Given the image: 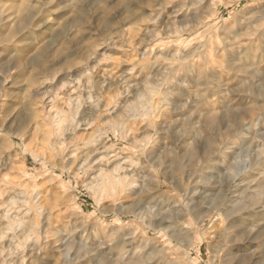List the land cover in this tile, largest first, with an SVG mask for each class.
I'll return each mask as SVG.
<instances>
[{
	"label": "rangeland",
	"instance_id": "374dc122",
	"mask_svg": "<svg viewBox=\"0 0 264 264\" xmlns=\"http://www.w3.org/2000/svg\"><path fill=\"white\" fill-rule=\"evenodd\" d=\"M0 264H264V0H0Z\"/></svg>",
	"mask_w": 264,
	"mask_h": 264
},
{
	"label": "bare ground",
	"instance_id": "6f19581e",
	"mask_svg": "<svg viewBox=\"0 0 264 264\" xmlns=\"http://www.w3.org/2000/svg\"><path fill=\"white\" fill-rule=\"evenodd\" d=\"M68 67L70 69H72L74 67V64H69ZM64 81V82H63ZM78 81V73H72L71 75H69V78H63L61 80V82H59L58 85L55 86L54 90H55V93L52 94V93H49L48 92V89L46 91L43 92V95L44 97L46 98V101H45V105L51 109H57L58 110V115L60 114V119L58 121H52L56 127H58V129L61 127V124L62 122L64 123V118L67 117V112L64 110V108H60L58 107V100L60 99L59 97H63L64 96V100H65V97H66V101L65 103H67V105L70 107L72 105V102H73V97H72V93L76 90L75 88V84L76 82ZM68 85V86H67ZM5 86V85H4ZM2 93V91H1ZM63 95V96H62ZM63 99V98H62ZM200 99V98H199ZM61 100V99H60ZM63 101V100H62ZM67 106V108H68ZM56 112V111H55ZM213 112V111H212ZM69 118V117H68ZM66 118V119H68ZM65 119V120H66ZM215 119L214 118H211V121L213 122ZM53 123H50V124H53ZM214 123V122H213ZM92 123L91 121H82L80 123L77 124V127H86L88 128L89 126H91ZM193 135V134H192ZM184 138V137H183ZM185 139H181V142H186L184 141ZM99 150V149H97ZM98 155V154H97ZM102 156H99L97 157V159L95 158L94 160H92L90 164H94L96 162H98L99 160H104L103 158H101ZM88 163V162H86ZM102 164V163H101ZM109 164V163H108ZM83 167V166H82ZM93 168V166H91ZM90 168V167H89ZM121 166H116L115 168H113L112 170L109 168L107 169H104L102 168L101 166L96 168V170H92L94 171V179H97L98 182H99V185H100V189L102 190V193L104 192L103 190H113L116 186V183L118 181V177L115 176V173H120L121 172ZM89 171V170H88ZM91 171V170H90ZM93 174V173H92ZM120 175V174H119ZM121 176V175H120ZM259 177V176H258ZM96 183V182H95ZM94 183V184H95ZM97 184V183H96ZM98 185V184H97ZM96 185V186H97ZM98 185V186H99ZM241 186V185H240ZM97 188V187H96ZM241 188V187H240ZM99 188H97L98 190ZM99 189V190H100ZM98 191L99 193L101 192ZM244 192V191H243ZM105 193V192H104ZM250 193V192H249ZM253 193V192H252Z\"/></svg>",
	"mask_w": 264,
	"mask_h": 264
}]
</instances>
